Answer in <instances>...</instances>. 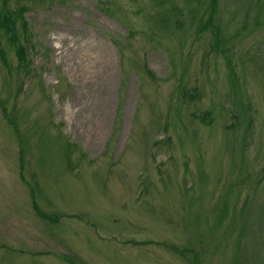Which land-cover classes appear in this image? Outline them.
<instances>
[{
    "label": "rangeland",
    "instance_id": "rangeland-1",
    "mask_svg": "<svg viewBox=\"0 0 264 264\" xmlns=\"http://www.w3.org/2000/svg\"><path fill=\"white\" fill-rule=\"evenodd\" d=\"M7 6L0 264H264V0Z\"/></svg>",
    "mask_w": 264,
    "mask_h": 264
},
{
    "label": "trees",
    "instance_id": "trees-1",
    "mask_svg": "<svg viewBox=\"0 0 264 264\" xmlns=\"http://www.w3.org/2000/svg\"><path fill=\"white\" fill-rule=\"evenodd\" d=\"M8 0H3V8L0 12V29L4 32V34L7 36L9 42L15 46L16 49V55L20 54V56H26L27 57V49L28 45L31 46V49L33 47V44H31V33L29 31V28H27V22L25 21L24 14L29 9L27 7L22 8H15L13 11L7 6ZM19 20V25H15V21ZM21 27L22 33L25 34V40L28 43L25 47L19 43L18 38V30ZM30 37V38H29Z\"/></svg>",
    "mask_w": 264,
    "mask_h": 264
}]
</instances>
